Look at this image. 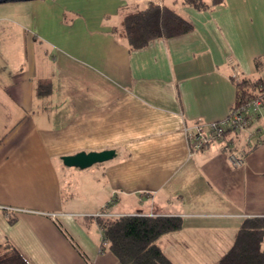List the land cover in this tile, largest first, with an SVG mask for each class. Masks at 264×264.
<instances>
[{
    "label": "crops",
    "instance_id": "1",
    "mask_svg": "<svg viewBox=\"0 0 264 264\" xmlns=\"http://www.w3.org/2000/svg\"><path fill=\"white\" fill-rule=\"evenodd\" d=\"M150 2L165 5L0 3V257L10 245L30 264H120L101 251L103 212L180 218L157 241L166 257L218 264L243 221L264 218V123L194 154L189 137L230 114L241 82H264V0H174L193 30L130 51L114 30ZM107 150L84 170L62 160Z\"/></svg>",
    "mask_w": 264,
    "mask_h": 264
},
{
    "label": "trees",
    "instance_id": "2",
    "mask_svg": "<svg viewBox=\"0 0 264 264\" xmlns=\"http://www.w3.org/2000/svg\"><path fill=\"white\" fill-rule=\"evenodd\" d=\"M33 0H0V3ZM224 0H181V4L198 11L220 6ZM193 24L170 6L152 2L147 7L124 16L120 29L114 33L127 42L130 51L141 50L152 42L172 39L193 30ZM263 82L238 85L234 106L244 100L261 98ZM1 141V139H0ZM103 232L102 252L108 250L120 264H173L157 245L159 238L179 230L182 220L163 216L95 217ZM1 249V248H0ZM0 264H30L14 247L7 245ZM218 264H264V218L243 221L234 244Z\"/></svg>",
    "mask_w": 264,
    "mask_h": 264
},
{
    "label": "built area",
    "instance_id": "3",
    "mask_svg": "<svg viewBox=\"0 0 264 264\" xmlns=\"http://www.w3.org/2000/svg\"><path fill=\"white\" fill-rule=\"evenodd\" d=\"M261 91L264 93V82L261 85ZM257 121L264 123V101L259 97L246 99L240 105L234 106L230 114L223 120L207 124H195L192 134L189 135L191 139V153L194 154L210 147L214 142L222 140L227 132L244 131ZM227 150L232 166L241 168L244 164V152L232 151L230 147H227ZM51 217L56 220L58 215L52 214ZM96 217L106 216L102 212L96 215Z\"/></svg>",
    "mask_w": 264,
    "mask_h": 264
},
{
    "label": "water",
    "instance_id": "4",
    "mask_svg": "<svg viewBox=\"0 0 264 264\" xmlns=\"http://www.w3.org/2000/svg\"><path fill=\"white\" fill-rule=\"evenodd\" d=\"M114 156V151L107 150L103 152H81L73 156H64L63 163L69 168L88 169L95 164L103 163Z\"/></svg>",
    "mask_w": 264,
    "mask_h": 264
},
{
    "label": "rangeland",
    "instance_id": "5",
    "mask_svg": "<svg viewBox=\"0 0 264 264\" xmlns=\"http://www.w3.org/2000/svg\"><path fill=\"white\" fill-rule=\"evenodd\" d=\"M159 1H163L165 5L167 6H172L175 4L174 0H159ZM178 2L181 1V0H177ZM173 3V4H172ZM176 9L179 11L180 10V5L176 7ZM116 20L115 18H113V21ZM78 192V191H77ZM75 193L76 194H79V193ZM93 213V212H92ZM190 262V261H189Z\"/></svg>",
    "mask_w": 264,
    "mask_h": 264
}]
</instances>
